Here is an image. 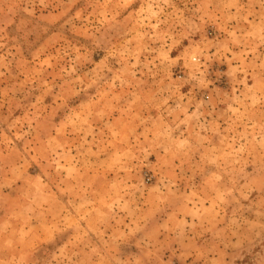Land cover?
I'll return each mask as SVG.
<instances>
[{"label": "rangeland", "instance_id": "1", "mask_svg": "<svg viewBox=\"0 0 264 264\" xmlns=\"http://www.w3.org/2000/svg\"><path fill=\"white\" fill-rule=\"evenodd\" d=\"M0 264H264V0H0Z\"/></svg>", "mask_w": 264, "mask_h": 264}]
</instances>
